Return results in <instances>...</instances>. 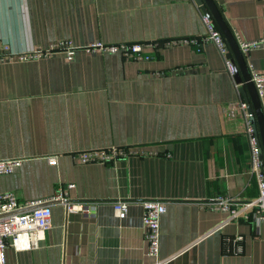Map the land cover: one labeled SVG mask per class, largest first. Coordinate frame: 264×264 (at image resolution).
Instances as JSON below:
<instances>
[{
    "label": "crops",
    "instance_id": "0c3cea01",
    "mask_svg": "<svg viewBox=\"0 0 264 264\" xmlns=\"http://www.w3.org/2000/svg\"><path fill=\"white\" fill-rule=\"evenodd\" d=\"M213 1L233 37L264 40V0ZM204 34L193 0H0V44L12 53L63 40L78 48L71 60L57 52L0 63V160H22L0 176V194L20 202L58 197L48 201L51 227L39 248L9 244L7 264H151L146 200L166 208L165 264H264V226L252 221L257 184L243 99L217 48L152 47L144 50L149 59L137 60L83 49ZM243 56L248 70L264 74V44ZM110 148L129 155L109 164L73 158ZM219 198L230 210L218 207ZM62 200L96 211L67 212ZM118 202L128 208L123 218L114 211ZM237 236L240 255L233 254Z\"/></svg>",
    "mask_w": 264,
    "mask_h": 264
},
{
    "label": "built area",
    "instance_id": "2783aa9c",
    "mask_svg": "<svg viewBox=\"0 0 264 264\" xmlns=\"http://www.w3.org/2000/svg\"><path fill=\"white\" fill-rule=\"evenodd\" d=\"M201 22L205 29V34L201 37H180L167 39L161 42H144L131 44H104L103 42H92L83 49L86 51L103 52L110 55H120L126 60L149 59L144 50L152 47H175L190 46L197 49L205 44H213L219 54L224 59L225 70L233 78L235 72L234 63L226 58L228 46L212 19L204 16L200 7L196 5ZM235 40L242 54L250 49L257 48L264 44V40L243 43L235 35ZM78 48L71 41L63 40L50 44L44 50L33 51L31 53H12L8 45L0 44V63H11L14 61L28 62L41 58L51 57L57 52H64L65 59L71 60ZM251 81L260 101L264 99V74L249 70ZM238 108L244 113L246 120L245 134L249 146L250 173L255 177L257 184V196L251 202L254 210L252 221L256 225L264 226V164L261 159V148L254 135L251 118L246 114L244 102L238 104ZM129 151L122 148H110L106 150H94L79 152L73 155L81 164H109L119 159L128 157ZM50 165L56 164L55 157H49ZM20 159L0 160V176L12 175L21 165ZM73 188L69 185L67 189ZM53 197L47 201L20 202L13 193L0 194V264H7L5 250L10 244L16 250H35L40 246L43 236L51 227V210L49 207ZM67 212H79L84 214H94L96 207L89 203H73L62 200ZM142 207V227L144 230L145 253L144 256L151 264H165L159 257L160 247V221L166 208L160 201L146 200L141 203ZM218 207L223 210H230V203L226 199H218ZM114 211L118 217H125L128 211L125 203L118 202L114 205ZM231 213L236 216V211ZM243 237L237 236L233 239V254L240 255L243 252Z\"/></svg>",
    "mask_w": 264,
    "mask_h": 264
},
{
    "label": "water",
    "instance_id": "95a60500",
    "mask_svg": "<svg viewBox=\"0 0 264 264\" xmlns=\"http://www.w3.org/2000/svg\"><path fill=\"white\" fill-rule=\"evenodd\" d=\"M193 1L200 7V10L204 16L214 21L227 43L229 52L227 53L226 58L231 60L235 65L233 80L236 85L240 86L239 94L246 105V114H248L251 118L254 135L259 146L261 147V159L264 160V114L262 111L261 102L251 81L250 72L245 63L244 56L241 53L235 38L225 23L214 1Z\"/></svg>",
    "mask_w": 264,
    "mask_h": 264
}]
</instances>
